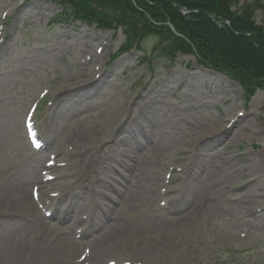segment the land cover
<instances>
[{
  "label": "rangeland",
  "instance_id": "374dc122",
  "mask_svg": "<svg viewBox=\"0 0 264 264\" xmlns=\"http://www.w3.org/2000/svg\"><path fill=\"white\" fill-rule=\"evenodd\" d=\"M60 11L53 0H0V216L13 205L10 196L1 198L5 187L9 192H13L11 185L15 183L19 192L26 187L22 189L23 195L32 200L31 194L39 190L34 180L35 169L47 168L42 174L49 178L45 182L41 180L42 196L37 192L41 197L38 196V201L32 200V207L26 210L27 217L8 221L0 218V264H87V259L82 261L84 246L73 248L67 235L73 232L81 242L84 239L78 238L77 231L85 230L89 224L81 223L73 214L61 220L46 202L58 203L61 210L65 209L70 201L68 191L84 192L91 188L94 179L109 176L105 164L97 169L98 175L91 177L85 174L80 163L86 156L93 163L98 160L96 150L112 134L114 122L124 123V130L117 133L115 146L108 143L114 148L104 149V152L107 158L118 154L120 159L126 156L129 146L132 147L130 142V145L124 142L128 132L137 134L149 125L163 138L182 131L196 137L213 131L237 114L249 112L252 116L245 121L246 129L239 130L242 141L232 143L227 153L264 156V92L258 90L246 99L237 82L201 65L192 56H175L171 61L156 55L153 39H147L139 52L131 51L111 62L124 41L121 31L99 30L96 25L75 23L71 18L58 17ZM256 22L264 27V10L256 13ZM87 34L94 37L93 43L85 42L83 36ZM98 45L99 52L96 51ZM93 55L98 60L91 66L88 61ZM144 56L150 61H145ZM100 68L109 70L112 76L96 86L84 85L96 95L86 100L65 99L58 106L53 123L50 120L52 131L45 127L54 92L77 80L97 81L95 76ZM174 71L185 75L188 81L175 82ZM139 93L146 97L145 102L154 103L156 111L138 114L137 124L131 125L127 122L125 107L128 101L132 102L131 107L141 102ZM229 110H233V115L227 116ZM30 115L39 137L50 144L47 151L34 150L26 138L23 124ZM95 121L99 127L93 129ZM254 128H259L262 135H253ZM62 129H69V135L75 130L78 139L72 146L65 145L55 157L52 151ZM188 146L180 138L171 143L169 151H146L136 162L134 176L137 180L126 191L127 196L130 190L136 195L131 203L122 202L113 207L117 192L123 189V180L117 176L111 185L114 192L103 191L96 196L87 194L76 199V210L86 216L93 211L97 216L101 208L112 207L119 217L112 227L123 232L119 233L121 244L150 233L178 235L183 231L184 246L177 252L188 259L184 264H264V167L259 161L251 165L235 161L231 168L226 166L221 170L225 181L206 187L211 194L223 193L214 201L216 211L201 203L202 207L206 206V213L199 211L187 218L182 213L168 215L161 209L159 200L148 202L153 192L165 193L181 182L183 175L178 173L181 164L177 149ZM210 150L212 159L198 160L196 166L222 168L221 158L225 153L217 154L215 148ZM159 177L163 181L157 185L155 180ZM174 177L179 182L169 181ZM249 181L252 183L244 191L253 196L250 204L259 207L255 216L257 225L253 228L236 218L240 205L234 202L238 198L235 187L230 186V183L243 185ZM193 191L194 188L189 187V192ZM103 193L106 194L104 199ZM95 199L100 208L92 205ZM10 212L18 215L14 207ZM97 236L90 233L89 238L94 240ZM113 239L111 237L109 242ZM150 263L166 264L159 257L157 262Z\"/></svg>",
  "mask_w": 264,
  "mask_h": 264
},
{
  "label": "bare ground",
  "instance_id": "6f19581e",
  "mask_svg": "<svg viewBox=\"0 0 264 264\" xmlns=\"http://www.w3.org/2000/svg\"><path fill=\"white\" fill-rule=\"evenodd\" d=\"M16 7L18 8V6ZM83 38L85 39V42L93 43V41H95L94 37L88 34L83 36ZM96 39L100 38L96 37ZM99 50L100 46L98 45L96 51L99 52ZM96 60H98L96 55H93L91 56V60L88 61V63L92 66L95 64ZM81 66L83 67L82 69L86 67L84 64ZM99 71L100 73H97L95 76L97 78V81L95 82L91 81V79H87L86 81L77 80L72 85L62 87L54 92L53 104L49 109L45 127H47L48 129L52 128L50 120L53 123L54 115L58 110L57 108L65 99L70 97H77L79 99L81 98L83 100H86L91 99L96 95V93H93L84 85L86 84L87 87L96 86L98 83H101L103 80H105L108 76H112L109 70L106 71L105 69L100 68ZM172 75H174L173 77L175 78V82L177 83L184 84L188 81V78L178 71L172 72ZM137 96L141 98V102H137L135 103L134 107H131L132 102L128 101V105L125 107L128 113L127 122H129L131 125L137 124L138 121L136 117L138 114H143L144 112L154 113L156 111L153 106L154 103H152L151 101L145 102V100L147 99L142 93H139ZM160 109L162 108L160 107ZM229 115H233V110L227 111V116ZM251 116L252 115H249V112L237 114L234 119L223 123L220 127H216L213 131L196 137H193L192 134L189 136L187 135V133H185V131H182L181 133L176 132L173 135L167 134L163 138L160 136V134L154 133V131H152V128L148 125L147 129H140L137 134L134 131L128 132L129 135L124 139V142L127 145L132 144V147L129 146L126 156H123L120 159L118 158V154L117 156L111 157V159L107 158L104 152V149L114 148V146L116 145V141L118 140L117 133L121 130H124V123L117 124V122H114L113 125L115 126L112 128V134L107 137V141L102 144L101 148H97L96 150L98 152V156L96 155V152L95 156L97 157H95V159L98 158V160L93 163L90 157L86 156L80 163V167L85 172V174L91 177H94V175H98L97 169L101 168L102 165L105 164V166H107L109 176L106 179H94L92 181L91 188H89V190L86 188L84 191L85 193L68 191V199L70 201L66 205L65 209L61 210L60 204L58 205V203H54L52 201L46 202V204L49 208H53V211L57 213V216L61 217V220L66 219L67 216L73 214L81 223H84L86 225L87 223L89 224V226L85 228V230L78 232L80 233V236L78 238H83V241L78 242L79 240L77 241L76 235L73 236V232H71L70 235H67V241H69L73 248H78L82 245L84 246L85 253L84 257H82V261H86L87 259V264H151L150 262H157L158 257L161 258L162 261L164 260L166 264L187 263L188 259L177 252L184 246L182 233L183 231H180V234L178 235L166 234L164 232L158 234L150 233L146 236H140L134 241H126L124 242V244H121L122 236H120L119 233L122 234L123 232L121 230H119L118 232L117 227H112L119 221V217L116 216L112 207L101 208L97 216L94 215L93 211H90L86 216L85 214L78 213V211L76 210V206H74V203L76 199L79 200L80 198H84V196H87V194H89L90 196H96L98 192L99 194H102L103 191L109 193L110 191L114 192V187L112 188L111 185L116 180L117 176L123 180V189L120 190V192H117V196L113 201V207L122 202L131 203L133 200H135L136 195L134 196V194H132L130 190L128 191L129 196H127L126 191L129 190L130 186H132L134 180H137V177L134 176V172L137 169L136 162L140 160V157H142V155H144L148 150L159 151L164 149V151H169L172 148L171 143L176 141V139L178 140L182 138V140H184L185 143H188L189 146L187 147V149H177V152L179 154L178 162L181 164L178 167V173L183 175L181 182L174 189L165 191V193L159 194L157 191L153 192L152 194H150L148 202H152L151 200H159L161 203V209L165 210L164 212L168 213V215H172L174 213H182L183 215H186L187 218L195 213H199V211L200 213L205 212L206 206L202 207L201 203H206V205L209 206L210 210L216 211L217 208L214 206V201L220 198L223 193L220 192L217 194H211L206 191V187L209 185H219L220 183L225 181L221 171L224 167L227 166V169L231 168L235 161L238 163L242 162L249 165H251L255 161H259L260 166L264 167V156L258 158L255 155H251L247 152L235 155H233L232 153H227L232 143L238 144L242 141L239 135V130H241V132H244V130L246 129L244 126L245 121L248 117L250 118ZM29 125L31 126L32 123L30 122ZM98 127L99 123L95 121L93 123V129H96ZM148 129L150 131H148ZM253 130H255L253 132V135H262V131H260L259 128H254ZM50 131H52V129ZM59 133L60 135L55 141L56 147L52 151L55 157L59 155L62 149H64L65 145L72 146L75 144L74 141L78 139L75 130L71 131L70 135L69 129L68 131L62 129ZM229 134V137L231 139H229L228 137ZM228 139L230 140L229 143H227ZM129 142L130 144H128ZM108 143H113L114 146H109ZM42 147V149L39 148V151H47L48 149H50V144L44 143ZM213 148H215V153L217 154H219L220 152L225 153L221 158L222 168L205 165L196 166L198 160L212 159L211 150L209 151V149ZM38 170V168L35 169L34 180L37 183V186H39V190H36V192H38L42 196L41 187L43 183L41 182V180L45 179V182L49 179L42 173L44 170L48 169L46 168L40 171ZM175 170V168H172V171L176 172ZM172 180L174 183L179 182L177 177H174L172 179L169 178V181ZM155 181L156 184L159 185V183L162 184L163 180L159 177V179H156ZM251 183L252 181L244 183L243 185H234V183H230V186L235 187L238 198L234 202L240 205L238 207L240 208L237 213L238 216L236 217L234 215L233 218L235 219L236 217L239 221L246 222V224H248L250 228H253L257 225V217L255 216L257 213H259V207L250 204L249 200H251L253 196L248 195V193L244 191L245 189L247 190L248 186ZM11 187L13 188V192H9L5 187L3 189V193H5L3 195L1 194V198H9L10 196L13 199V205L11 208L14 207V209H17V214L19 216L16 214L12 215V212H10V208L7 211L1 213L0 218L3 219L2 221H8L11 219L19 220L27 217L28 213H26V210L32 207V200H35L36 198V194L34 193L31 194L33 197L32 200L24 197L23 190H25L26 187L22 188L23 190L21 189L20 192L17 191L19 187L18 184L15 183L11 185ZM189 187L194 188L195 191H193V193L189 192ZM40 195L39 197H41ZM103 195L105 196L103 197V199L106 198V194L103 193ZM9 201L5 206L9 204ZM92 205L100 208L96 199L95 201H93ZM246 218H251L253 219V221L249 222L246 220ZM107 228H109V230L112 228V230L106 231L105 229ZM102 232H104V234H101ZM90 233H92L93 236L94 234L99 236L92 240L89 238ZM111 237L114 238V241L112 240L111 242H109V239H111ZM116 240H118L119 243L115 242Z\"/></svg>",
  "mask_w": 264,
  "mask_h": 264
},
{
  "label": "trees",
  "instance_id": "16d2710c",
  "mask_svg": "<svg viewBox=\"0 0 264 264\" xmlns=\"http://www.w3.org/2000/svg\"><path fill=\"white\" fill-rule=\"evenodd\" d=\"M53 1L62 17L120 30L124 41L117 55L139 52L153 39L155 53L167 58L192 55L237 82L248 98L264 92V27L256 22V13L264 10L261 0Z\"/></svg>",
  "mask_w": 264,
  "mask_h": 264
}]
</instances>
